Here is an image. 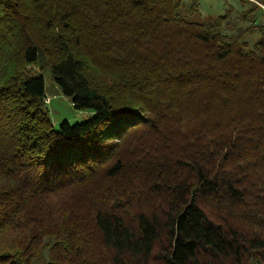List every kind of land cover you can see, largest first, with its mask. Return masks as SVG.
<instances>
[{
    "label": "trees",
    "instance_id": "trees-1",
    "mask_svg": "<svg viewBox=\"0 0 264 264\" xmlns=\"http://www.w3.org/2000/svg\"><path fill=\"white\" fill-rule=\"evenodd\" d=\"M187 1L0 0V264H264V22Z\"/></svg>",
    "mask_w": 264,
    "mask_h": 264
},
{
    "label": "rangeland",
    "instance_id": "rangeland-1",
    "mask_svg": "<svg viewBox=\"0 0 264 264\" xmlns=\"http://www.w3.org/2000/svg\"><path fill=\"white\" fill-rule=\"evenodd\" d=\"M187 2L188 1L185 0V3ZM230 5L233 6V12L229 17V33H236L240 29H245L248 25L255 26L259 21L264 22V16L257 15V11L255 12V17L251 19V21H241L240 15L242 14V10L247 8V5L236 0H199L198 16L200 18H205L221 14L224 12L225 8ZM188 16L193 18V15L188 14ZM256 35L257 33L254 31L253 33L245 34L244 39L251 43L254 41ZM27 70L40 72L44 76L46 91L43 97V104L46 106L49 119L54 127L58 126L63 120L70 121L71 123L80 122L92 114L89 110L78 111L72 107L70 99L63 96L59 89L53 84L48 69L39 70L37 66L29 65Z\"/></svg>",
    "mask_w": 264,
    "mask_h": 264
}]
</instances>
